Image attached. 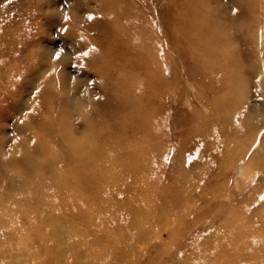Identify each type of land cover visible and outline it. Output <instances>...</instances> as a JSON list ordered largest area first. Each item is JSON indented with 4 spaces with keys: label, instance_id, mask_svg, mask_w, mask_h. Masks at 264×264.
Returning a JSON list of instances; mask_svg holds the SVG:
<instances>
[{
    "label": "rangeland",
    "instance_id": "rangeland-1",
    "mask_svg": "<svg viewBox=\"0 0 264 264\" xmlns=\"http://www.w3.org/2000/svg\"><path fill=\"white\" fill-rule=\"evenodd\" d=\"M256 5L258 64L227 125L220 115L205 127L195 110L213 121L205 101L224 90L198 91L173 54L171 0H0V264H264V0ZM115 9L151 27L148 49L175 59L178 102L174 89L145 98L115 90L128 54L117 33L141 34L113 19ZM149 104L162 112L148 118ZM132 141L135 160L125 155ZM99 144L106 150L94 160L85 147ZM114 152L124 161L110 168Z\"/></svg>",
    "mask_w": 264,
    "mask_h": 264
},
{
    "label": "bare ground",
    "instance_id": "bare-ground-1",
    "mask_svg": "<svg viewBox=\"0 0 264 264\" xmlns=\"http://www.w3.org/2000/svg\"><path fill=\"white\" fill-rule=\"evenodd\" d=\"M257 1L233 0L232 5L224 8L219 0H171L179 15L177 19L179 28L176 33H172L170 30L164 32L168 43L174 46L173 54H176L183 63H187L186 75L197 82L196 89L198 91L201 85L204 87V91L211 96L212 94L215 95L219 89L224 90V92L217 94L216 98L210 101L211 103L204 99L209 111H212L213 121H208L206 117L203 118L201 110H195V119L202 126H212L220 115L223 116L222 119L225 126L227 125L228 119L225 117V113L232 115L235 112V104L233 102H236L235 96L239 95L238 88L241 83L247 81L250 65L258 64L259 59L253 55L252 51V48L256 47L255 36L262 31L261 28L256 27L260 13L256 7ZM127 11L128 13L133 12L130 7L126 9ZM123 12V9H115L111 15L113 19H123L126 25L130 26V29L134 26H140L139 29L143 35H139L133 30L129 33L128 40L119 41L120 35H124V33H117L119 38L115 40V43L120 45V47L126 48L128 54L121 55L118 58L120 63H122L120 65L122 70L116 75L115 90L121 94H130L131 90L137 91L135 94L141 93L143 98L146 95L152 96L154 92L159 90L166 91V94L170 89L176 90L177 85L182 84V80L177 76L178 74L180 75V72L176 66L175 59L170 54L162 59L159 53L163 49H158L155 52L152 49H148V44L153 42L154 37H156L151 27L141 21L137 22L132 16L126 17ZM169 25L167 26L168 29H170ZM144 35L148 37V41L147 39L140 40L139 36L145 37ZM129 55L137 56L140 59L141 64L138 66L139 68H144V74L138 76L135 73L134 65L129 62ZM151 82L152 85L153 83L158 85H153V87L150 85ZM140 84H143V87ZM174 98L178 102V90H176ZM126 99H129V97H126ZM125 104H130V101L127 100ZM152 108L151 104L146 107L147 110H150L147 115L148 118L150 116H158L162 112L160 110L155 111L156 114L153 116L151 114ZM138 110L141 111L142 109ZM140 113L138 114L142 115ZM143 123L147 125V123ZM66 137L69 142V136L66 135ZM102 138L103 134L101 135ZM135 139L141 142L144 141V138L139 135ZM145 140L148 141L149 137L146 136ZM134 143L132 141V151H129L130 153L126 150L121 151V153L127 152L125 155L130 160L137 159L140 154L138 150H135L138 145H133ZM100 145L99 147H85L93 155L94 160L99 159V156L106 150L105 147L102 148V145ZM123 146L125 144H122ZM144 150L143 153L146 154V157H150V161H147L146 170L152 174L154 171L148 168L149 165H154V159L158 155L157 147L150 143ZM121 153H111L107 160L111 164L110 168L121 166L124 161V154L121 156ZM135 171H138L137 168H132V172ZM118 175L115 172L112 176H115L117 180ZM159 175H163L162 171ZM108 176H110V173ZM67 185H69V182L68 179H65V186L67 187ZM36 222L38 228L36 234L38 235L43 224L40 219H36ZM216 230L217 228H214V231Z\"/></svg>",
    "mask_w": 264,
    "mask_h": 264
},
{
    "label": "snow or ice",
    "instance_id": "snow-or-ice-1",
    "mask_svg": "<svg viewBox=\"0 0 264 264\" xmlns=\"http://www.w3.org/2000/svg\"><path fill=\"white\" fill-rule=\"evenodd\" d=\"M89 19H93V17H89Z\"/></svg>",
    "mask_w": 264,
    "mask_h": 264
}]
</instances>
